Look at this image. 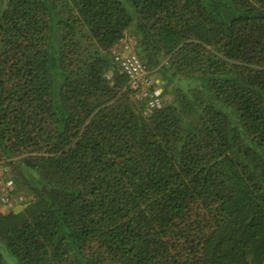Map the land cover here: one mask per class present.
I'll return each instance as SVG.
<instances>
[{
	"label": "trees",
	"instance_id": "16d2710c",
	"mask_svg": "<svg viewBox=\"0 0 264 264\" xmlns=\"http://www.w3.org/2000/svg\"><path fill=\"white\" fill-rule=\"evenodd\" d=\"M128 1L0 0V163L31 198L0 242L20 264H264V0ZM126 36L173 95L150 116Z\"/></svg>",
	"mask_w": 264,
	"mask_h": 264
},
{
	"label": "built area",
	"instance_id": "2783aa9c",
	"mask_svg": "<svg viewBox=\"0 0 264 264\" xmlns=\"http://www.w3.org/2000/svg\"><path fill=\"white\" fill-rule=\"evenodd\" d=\"M136 47L135 39L126 36L113 47L112 55L114 63L128 77L135 99L145 104L144 114L150 116L165 106L164 93L156 83L153 72L140 59ZM111 77L112 73L108 78ZM12 170L8 163H0V209H14L31 200L25 193L17 190Z\"/></svg>",
	"mask_w": 264,
	"mask_h": 264
},
{
	"label": "rangeland",
	"instance_id": "374dc122",
	"mask_svg": "<svg viewBox=\"0 0 264 264\" xmlns=\"http://www.w3.org/2000/svg\"><path fill=\"white\" fill-rule=\"evenodd\" d=\"M118 1L121 2L129 10V12L131 14H133V7L131 6V4L128 0H118ZM136 44H137V41H136ZM153 74H154L156 83L158 85H160L162 87V89L165 91L166 86H167V82L165 81V79H163V76L157 71L153 72ZM173 88H175V85L172 86V90H173ZM164 99H165V105H166L173 100V95L167 94L164 96ZM16 185H18L17 182H16ZM18 187H19V185H18ZM19 190H21L20 192L25 191L21 187H19ZM0 252L5 257L7 264H20L18 259L9 251V249L7 248V246L4 242H0Z\"/></svg>",
	"mask_w": 264,
	"mask_h": 264
}]
</instances>
